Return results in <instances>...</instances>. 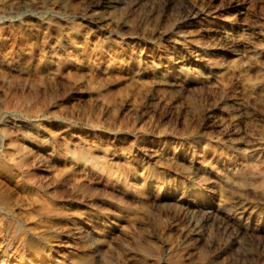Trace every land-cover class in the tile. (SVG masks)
Returning <instances> with one entry per match:
<instances>
[{
  "label": "rangeland",
  "instance_id": "374dc122",
  "mask_svg": "<svg viewBox=\"0 0 264 264\" xmlns=\"http://www.w3.org/2000/svg\"><path fill=\"white\" fill-rule=\"evenodd\" d=\"M0 189V264H264V0H0Z\"/></svg>",
  "mask_w": 264,
  "mask_h": 264
},
{
  "label": "bare ground",
  "instance_id": "6f19581e",
  "mask_svg": "<svg viewBox=\"0 0 264 264\" xmlns=\"http://www.w3.org/2000/svg\"><path fill=\"white\" fill-rule=\"evenodd\" d=\"M21 4V3H20ZM91 16V15H90ZM0 206L6 210L13 212V205L9 198L0 189ZM29 219V218H28Z\"/></svg>",
  "mask_w": 264,
  "mask_h": 264
}]
</instances>
